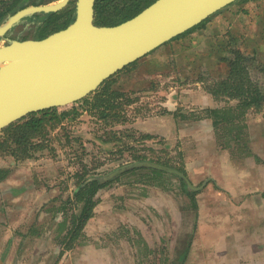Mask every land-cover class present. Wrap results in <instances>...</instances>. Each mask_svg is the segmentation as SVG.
<instances>
[{
  "label": "rangeland",
  "instance_id": "374dc122",
  "mask_svg": "<svg viewBox=\"0 0 264 264\" xmlns=\"http://www.w3.org/2000/svg\"><path fill=\"white\" fill-rule=\"evenodd\" d=\"M118 3L114 0L107 6L112 14ZM261 16L264 31V10ZM239 18L243 24L253 20ZM219 28L229 45L251 52L254 45L241 33L225 32L223 24ZM208 33L205 27L196 31L201 38ZM260 36L263 41L264 35ZM163 47L113 75V87L126 91L128 96L121 99L130 101L123 106L121 119L93 114L76 102L58 107L60 112L78 111L70 112L46 136L37 138L36 143L43 147L30 148L29 156L16 158L10 152L15 145L8 141L4 150L9 151L0 153V163L21 166L8 172L18 180L7 184L12 190L0 195V201L5 199L6 227L24 233L19 240L14 239L17 234L10 236L7 264H171L177 254V238L193 230L198 238L197 259L202 258L203 244H213L205 249L214 255L210 262L203 260L206 264H213L232 246L242 249L264 242V209L261 218L249 201L243 205L235 202L232 213L223 209L231 205L225 196L240 200L245 194L243 182L257 181L263 186L264 108L241 114L238 100L203 95L209 93L206 84L217 79L205 68L200 87L196 74L177 76L178 63L172 55L165 59ZM150 59L153 61L148 62ZM259 63L251 69V77L264 88V54ZM229 106L234 108L229 110ZM209 108L224 111L218 123ZM247 150H259L258 159L247 155ZM138 155L163 162L164 168L156 167L163 173L140 166L101 187L94 196L93 215L80 229V220L75 218L83 207L75 196L78 174H105L136 161ZM171 166H183L186 174L173 173ZM1 170L2 178L6 169ZM183 174L191 182L186 180L188 190L179 177ZM190 190L196 191L201 206L198 215ZM253 190L254 206L260 205L264 189ZM212 208L221 211L215 224L209 220ZM0 210L5 213L2 207Z\"/></svg>",
  "mask_w": 264,
  "mask_h": 264
},
{
  "label": "water",
  "instance_id": "95a60500",
  "mask_svg": "<svg viewBox=\"0 0 264 264\" xmlns=\"http://www.w3.org/2000/svg\"><path fill=\"white\" fill-rule=\"evenodd\" d=\"M69 1L22 8L0 26V35L26 14L58 11ZM235 1L154 0L119 23L98 24L96 0H76L67 26L44 38L0 43V130L32 112L76 103Z\"/></svg>",
  "mask_w": 264,
  "mask_h": 264
},
{
  "label": "trees",
  "instance_id": "16d2710c",
  "mask_svg": "<svg viewBox=\"0 0 264 264\" xmlns=\"http://www.w3.org/2000/svg\"><path fill=\"white\" fill-rule=\"evenodd\" d=\"M113 1L114 0H96L95 20L98 24L119 23L134 16L154 0H119V3L115 6L116 11L112 14L107 6ZM26 2L27 0H0V3L4 4L3 8L0 9V22L6 19L9 12L11 13L18 6L25 5ZM56 18L55 16L52 20ZM211 18L212 16L175 38L179 39L194 30L206 27L207 22L210 21ZM73 19L74 16H71L68 22L70 23ZM229 44L230 42H226L224 39L218 43L222 52L226 51V54H228V56H224V59L229 62V73L227 77L217 79L213 82L211 81L206 84V87L209 92L216 97L225 96L230 99L238 100L236 107L241 108V114L251 109L260 111L264 108V88L259 82H255L252 79L251 69L261 64H258V60L255 56L247 54L246 51L242 50L240 47L232 46L234 43L231 45ZM137 62L138 60L126 67L132 64L136 65ZM165 67H167V65ZM199 77V80L204 81L202 76ZM114 80L113 76H111V78L105 80L97 90L77 102L84 104L87 110L93 114H99V116L105 118L111 116L115 120L121 119L125 116L124 112H122L123 106L130 101L126 102L124 99H121L124 96H128V94L126 91L120 90V88H114L112 85ZM234 107L229 106V110ZM72 111L77 112L78 110L73 108L71 111L60 112L58 107L48 108L32 112L6 126L0 130V153L9 151L4 149H6L8 141L11 140L15 145V150H11L10 152L16 158L29 156L30 154L28 153L31 151L30 148L43 147L41 144L36 143L37 138L46 136L63 117L67 116ZM210 111L215 114L216 118L214 122L218 123L220 121V112L223 113L224 111L217 108H211ZM221 117L226 118L224 116ZM147 158L148 157L145 155H138L136 156V161L120 165L105 174L86 175V172L78 174L79 180L75 196L79 202H83V207L81 213L75 215V218L80 220V229H82L86 221L93 215V209L97 202L94 196L101 187L109 185L111 181L117 179L124 172L140 166H146L143 169H150L152 172L163 173L161 170L156 169V167L163 162L156 159L146 160ZM138 163H143V165H139ZM169 169L177 175H180V172L186 174V169L183 166H173V168L171 166ZM179 177L182 181H185L183 182L185 189H190L187 188L186 184V180L190 182L188 178L184 174ZM195 193L196 191L190 190L189 195L194 199Z\"/></svg>",
  "mask_w": 264,
  "mask_h": 264
},
{
  "label": "crops",
  "instance_id": "0c3cea01",
  "mask_svg": "<svg viewBox=\"0 0 264 264\" xmlns=\"http://www.w3.org/2000/svg\"><path fill=\"white\" fill-rule=\"evenodd\" d=\"M263 10H264V0H237L231 3L230 5H228L227 7L223 8L222 10H220L223 11V14L220 13V11H218L216 12L217 14H215L217 16H215V18H211V20L207 22L205 28L209 31L208 36L201 38L198 35H196L197 30H194L188 33L187 35L180 37L179 39L173 38L168 42L164 43L163 44L164 47L161 52L163 55L165 56L167 55V57L165 58L167 60H169L170 57L172 56L175 57L176 62L178 63L179 66L178 68H180V70H178L177 72L178 74H176L177 76L179 75V77L180 76L192 77L193 74H196L194 75V77L198 76L199 79L200 74L205 68L214 79L225 78L229 73V62L226 59H224V56H228V54H226V51L222 52L221 47L218 45V43L220 41H223L224 39V31L222 32V30L219 27L221 26V24H223L224 29H226L225 32L229 31L233 33H241L243 38L245 37L244 39L246 42L249 41L254 45V47L251 48V52L249 53L246 52V53L255 56L259 61L260 56L264 54V45H263L264 39L263 41H260V37H261L260 34L264 35V31L262 28L263 19L261 16ZM241 16L242 17L244 16L246 18L248 16V18H252L253 20H249V24L248 23L243 24L242 22H240L241 20L239 17ZM211 23H213L214 25L210 26ZM152 52H150L149 54H151ZM152 61L153 60L150 59L148 62H152ZM201 82L203 83L204 81L198 80L197 82L199 87L200 84H202ZM206 94L211 96L213 95L211 92L209 93L205 92L203 95ZM175 99L177 101L178 94L176 95ZM176 101L174 100L173 104L174 103L176 104ZM252 111L254 110L251 109L249 110L248 113H251ZM255 112H262V111H255ZM245 153L247 155L255 156V158L258 159L259 156L258 154L260 153V151L247 150L245 151ZM20 166L21 165L18 164V165H12V167H10L8 164L0 163V172L2 171L1 169H6L4 171L5 176H3L2 178L0 177V195L7 193L9 194V191L12 190V188H9L7 184L9 182L16 183L18 179L16 174L8 175L9 174L8 172H10L11 169L15 170V172L18 171ZM262 184L264 186V180L262 181ZM263 186H260V184L257 181L247 180L243 182L241 188L243 189L242 191L245 194H243V196L240 197V200H237V198L231 195L225 196L227 202L229 203V205L230 204L231 205L228 208L223 206L224 207L223 209H225V212L232 213L237 207V206L235 207V202H238L240 203V205H243L245 204V202L249 201L250 206L255 210L254 213L257 212L256 216L261 218L262 216H260V214L262 213L261 212L262 209H264V201L260 200L261 206L260 205L254 206L255 204V202L253 201L254 195H252L250 192L254 191L253 188H257L259 191L261 190L263 191L264 188H260ZM261 195L264 198V192L261 193ZM194 199H192L191 201L194 205H196V209L194 213L195 215H198L201 206L199 205L198 198L194 197ZM1 207L5 213L1 214V210H0V264H7L9 262L7 247H8V241L11 239L10 236L12 235L16 236L15 234H17L19 237L14 239L19 240L20 238H22L24 230H20L19 233L18 231L17 233H14L16 231L15 229L6 227L7 226L6 224L7 223L9 224V222H7L8 218L6 215L8 214H7V210L5 209L6 208L5 199L2 200L0 209ZM220 212L221 211L218 210V208H216V211H214L212 208V210L209 212V220H211L213 224H215L217 214L219 216ZM254 217L255 216L253 215L252 218ZM194 233L196 232H194L193 230L190 234H188V236L181 237L180 239L177 238V242L174 245V249L177 251V254L175 259L172 260L171 264H206L205 261L203 260L207 259L209 262L213 260L214 255L210 253H206L208 252V250H205L211 248L213 244H203L202 258L197 259L195 257L199 248L197 246L198 238L195 239ZM243 248L244 246L242 247V249ZM223 249H225V247ZM242 249H240L237 245L236 248H233L232 246L231 250H226L224 254H219L214 259L216 263L213 261L214 262L213 264H264V242L256 243L255 245H248L247 247L244 248V250ZM158 264H169V263H166L164 261L163 263H158Z\"/></svg>",
  "mask_w": 264,
  "mask_h": 264
},
{
  "label": "flooded vegetation",
  "instance_id": "af4514ba",
  "mask_svg": "<svg viewBox=\"0 0 264 264\" xmlns=\"http://www.w3.org/2000/svg\"><path fill=\"white\" fill-rule=\"evenodd\" d=\"M56 1L59 0H27L25 5L18 6L14 11L11 13L9 12L6 19L0 22V26L22 8L32 5L54 3ZM71 3L72 0L58 11H37L22 16L19 20L15 21V23L12 24L3 35H0V43H8L13 39L24 40L29 38H44L50 33L67 26L69 24L68 19H70L71 16H74L75 18L76 1L73 6H71ZM3 6L4 4L0 3V9H2ZM55 16L57 18L52 20Z\"/></svg>",
  "mask_w": 264,
  "mask_h": 264
}]
</instances>
